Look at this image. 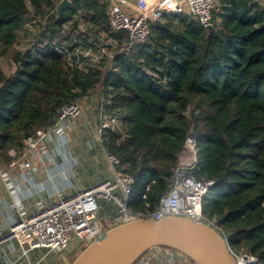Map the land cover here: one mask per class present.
Here are the masks:
<instances>
[{"label": "trees", "instance_id": "obj_1", "mask_svg": "<svg viewBox=\"0 0 264 264\" xmlns=\"http://www.w3.org/2000/svg\"><path fill=\"white\" fill-rule=\"evenodd\" d=\"M61 1L0 0V58L15 65L10 76L0 68V168L27 138L53 126L63 105L98 89L99 104L109 98L105 111L121 126L103 131L100 145L118 160L117 172L132 178L127 210L156 209L192 132V174L212 182L201 200L203 218L236 257L264 264V6L216 0L210 29L186 12L164 13L149 23L145 42L95 62L97 46L107 43L114 53L127 41L110 29L109 1L69 0L57 18ZM29 7L43 19L35 40L44 43L16 51ZM66 30L78 42L59 43ZM77 48L91 55L77 57Z\"/></svg>", "mask_w": 264, "mask_h": 264}, {"label": "built area", "instance_id": "obj_2", "mask_svg": "<svg viewBox=\"0 0 264 264\" xmlns=\"http://www.w3.org/2000/svg\"><path fill=\"white\" fill-rule=\"evenodd\" d=\"M138 1L137 14L131 16L124 13L115 1L109 0L107 16L110 29L114 33L125 32L127 35L126 43L110 57L127 52L135 45L145 42L149 33V23L160 21L164 13L186 12L192 19L207 28L210 26L212 10L215 7L214 0H162L150 6L146 0ZM104 44L106 43L96 47L99 56L94 57L95 62H98L103 55ZM90 52L91 49L81 51L77 48L75 55L85 58L91 55ZM66 61L70 65L77 64L81 68L78 60L72 61L70 57H67ZM108 102L109 98L101 100V106L99 104L98 107L99 143L103 131L114 130L119 122L118 118L106 113L104 104ZM81 114L82 110L78 103L70 102L63 105L54 125L46 130H38L27 138L24 141V149L18 156L11 153L12 158L7 167H15L19 158H31L36 154H44L45 146L53 139L62 141L69 124ZM189 157L191 162L186 163L185 160ZM180 158L181 163L173 171L169 191L159 200L156 209L147 215L133 214L127 210L125 199L130 193L132 178L127 174L118 173V160L107 155L115 174L114 180L102 182L69 197L58 196L52 204L39 205L32 214L22 217L0 234V246L16 244L20 254L18 260L28 258L29 253L33 251H44L47 255H59L70 250H76L79 253L98 239L104 231L139 218H149L154 221L170 217L187 218L196 223H209L219 231L212 223L207 222L201 213V200L212 186V182L199 181L192 174L197 163L195 137L192 132L186 136ZM30 169L34 171V168ZM0 176L4 182L7 181V178L3 176L2 168H0ZM10 186L12 185L9 184ZM10 194L15 196L17 191L13 188ZM102 200L114 204L117 207L116 214L100 219L99 202ZM171 252L161 255L157 260L161 264H190L186 259L171 255ZM237 261L239 264L256 263L254 258L245 255L237 257ZM138 264H152V261L150 258H144Z\"/></svg>", "mask_w": 264, "mask_h": 264}, {"label": "crops", "instance_id": "obj_3", "mask_svg": "<svg viewBox=\"0 0 264 264\" xmlns=\"http://www.w3.org/2000/svg\"><path fill=\"white\" fill-rule=\"evenodd\" d=\"M113 1L124 13L131 16L137 14L138 0ZM158 1L162 0H146L149 6ZM254 1L264 6L263 0ZM67 31L57 41L66 46L74 41L78 42L74 36L76 32L67 35ZM79 31H83L82 25ZM111 47L107 43L103 45L105 57L110 58L113 54ZM80 67H85L84 63L80 64ZM99 98L100 92L96 95L92 92L79 101L81 116L69 124L62 141L53 139L45 146L44 154L19 158L13 168H8L7 165L2 167L3 176L7 181L4 182L0 176V234L14 222L32 214L39 205H49L58 196L69 197L102 182L114 180L115 174L108 162L107 154L97 138ZM30 168H34V171ZM88 169L94 174L88 178L81 177V173L85 174ZM77 174L79 176L76 179ZM9 184L12 186L9 187ZM13 188L17 191L15 196L10 194ZM107 207L102 215L99 212L100 219L110 217L106 212ZM43 252L33 251L29 253L28 258L18 260L20 254L16 244L1 245L0 264H53L54 257L48 260L47 257L51 254ZM165 254L168 252L163 249H154L149 251L145 258H150L152 264H161L157 258Z\"/></svg>", "mask_w": 264, "mask_h": 264}, {"label": "water", "instance_id": "obj_4", "mask_svg": "<svg viewBox=\"0 0 264 264\" xmlns=\"http://www.w3.org/2000/svg\"><path fill=\"white\" fill-rule=\"evenodd\" d=\"M69 5V0H62L56 6V17L60 18ZM159 248L177 253L192 264H239L222 233L211 224L175 217L161 221L139 218L117 225L104 231L72 261L62 256V262L135 264L143 255Z\"/></svg>", "mask_w": 264, "mask_h": 264}, {"label": "rangeland", "instance_id": "obj_5", "mask_svg": "<svg viewBox=\"0 0 264 264\" xmlns=\"http://www.w3.org/2000/svg\"><path fill=\"white\" fill-rule=\"evenodd\" d=\"M215 1L216 0H214V2ZM28 9H29V12L26 15V18L28 19V23L24 27V31L21 33L19 41L14 48V50H16V51H25V50H31L32 51L33 50L35 52V50H37L39 47L43 46V43H44L42 38H39L40 41L35 40L36 36L39 35L40 25H42L43 19H41L40 17H34V13L30 9V7ZM68 27H70V25ZM0 68L6 76L13 75L14 70H15V65L11 61L10 56H5V57L0 58ZM98 92H100V91L98 89H96L94 91L95 95L98 94ZM120 127L121 126L118 123L117 124V130L120 129ZM70 153L72 155V150L70 151ZM185 162L186 163L191 162V157L187 158L185 160ZM93 174H94V172L91 169H88V170H86L85 174L83 172L81 173V177L88 178V177H91ZM78 176H79V174L75 175L76 179L78 178ZM99 205L102 207L101 211H100L101 215L105 212L106 206H108L106 209V212L109 216H112V215L116 214V212H117V207L114 204H112L111 202H107V201L102 200L99 202ZM166 251L169 253L171 252L169 250H166ZM56 255L57 254H51L47 258H48V260H50L51 258L54 257V263L53 264H63L62 263V256L67 257L69 259V261H72L78 255V251H76V250L67 251V252L62 253L58 256H56ZM171 255H176L177 257H180L181 259L185 260L184 257L179 256L178 254H175L173 252H171ZM146 256H147V253L145 255H143L141 258H139L135 264L142 262Z\"/></svg>", "mask_w": 264, "mask_h": 264}]
</instances>
